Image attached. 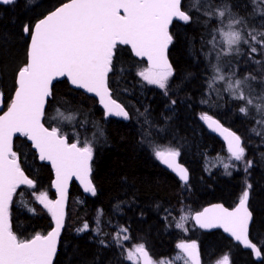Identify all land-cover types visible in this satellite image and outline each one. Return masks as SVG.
<instances>
[{"label":"trees","instance_id":"1","mask_svg":"<svg viewBox=\"0 0 264 264\" xmlns=\"http://www.w3.org/2000/svg\"><path fill=\"white\" fill-rule=\"evenodd\" d=\"M65 1L68 0L0 3V88L5 95L1 112L12 100L17 70L27 63L30 33H25L23 27L28 25L31 31L40 18ZM188 1L182 3L185 11ZM211 3L219 6L221 0ZM228 3L240 16L253 13L250 0ZM206 10L205 0H201L199 12L189 11L192 23L174 21L171 25L174 41L169 57L174 75L167 96L138 75L146 62L134 57L127 45L117 46L109 86L112 95L129 111V120L107 117L95 97L73 88L66 79L53 85L44 123L57 128L69 141H79L82 147L85 140L92 144L91 177L96 187V194L92 195L75 181L71 184L66 223L54 264H137L125 259L127 242H144L153 257L171 258L179 251L177 243L181 240L195 242L203 264H216L224 255H228L230 264H264V125L256 123L264 117L251 107L247 116L242 115L238 109L245 106L244 102L232 99L222 88L219 97L209 95L206 78L211 72L203 53L209 51L206 41L217 21L211 19L205 24L206 17L201 13ZM188 73L191 77L184 79ZM171 99L177 103L169 107ZM202 99H207L208 104H202ZM136 109L145 115L140 116ZM57 110L63 115H58ZM204 113L218 118L243 139L244 159L231 173L222 167L207 171L206 157L227 149L201 120ZM98 129L103 130V137ZM158 145L179 149L180 161L189 170L188 183H182L155 157ZM14 150L21 156V167L35 181L34 186L16 189L10 207L12 231L19 239H29L37 233L46 234L53 227L51 213L36 196L47 191L55 197L54 172L49 164L39 160L25 136L15 138ZM248 161L251 166L245 170ZM246 190L254 214L250 236L260 247L262 260H255L249 250L221 230L202 231L192 217L185 227H177L182 217L209 203L222 202L233 207ZM21 193L26 204L19 203ZM84 223H88V230L77 232ZM124 228L130 236L128 240L122 239L124 233L120 230ZM117 232L121 235L119 242L113 239Z\"/></svg>","mask_w":264,"mask_h":264},{"label":"snow or ice","instance_id":"2","mask_svg":"<svg viewBox=\"0 0 264 264\" xmlns=\"http://www.w3.org/2000/svg\"><path fill=\"white\" fill-rule=\"evenodd\" d=\"M14 2L15 0H0V3L6 5ZM250 2L254 9L249 18H262L261 28H264V9L259 7L264 4V0ZM181 5L182 0H69L35 23L34 30L30 31L28 25L23 27L25 33H30L28 62L17 70L15 98L11 100L8 110L0 116V264H53L63 227V193L67 180L76 175L84 184L86 192L96 194V187L89 178L92 171V144L87 140L83 147L78 146L79 141L70 144L57 128L49 131L41 123L45 103L52 96V81L56 77L68 76L72 85L99 96L106 116L131 119L124 106L111 98L108 88V74L112 71L117 45H131L136 56L147 57L149 66L138 75L147 84L157 86L167 96L169 81L174 75L167 56L168 47L174 41L169 26L174 18L185 24L192 23V17L188 13L193 9L199 12L201 0H189L186 4L188 11L182 10ZM205 6L207 10L201 13L206 17L204 23L207 24L211 19L217 21V27L210 29V39L206 41L209 51L203 53L211 72L206 78L209 95L219 97L222 88L232 99L244 102L245 106L238 109L242 115L247 116L251 107L257 115L264 117V61L252 60L253 54L258 53V46L259 54L264 55V30L249 27L248 19L234 12L228 0H221L219 6H214L211 0H205ZM242 45L247 48L246 53L242 52ZM244 55L259 66V78L252 73H246L243 78L237 76L238 68L232 64L231 58ZM226 62L228 72L224 71ZM191 75L186 74L184 79ZM253 82L260 84V92L257 93L252 87ZM2 98L3 93L0 92V100ZM176 103V100L171 99L168 106ZM201 103L208 104V100L202 99ZM57 111L58 115H63ZM135 111L140 116L145 115L139 109ZM200 118L210 130L225 134L232 158L236 161L244 159L245 148L242 147L239 135L223 128L218 120L207 113L201 114ZM256 123L264 125V119ZM98 131L103 137V130ZM16 133H21L34 142L40 159L52 162L57 175L56 187L61 191V199L56 201L48 200L45 193L37 198L55 218V228L46 235L37 233L29 239L17 237L12 231L9 217V205L16 189L21 185H34V181L21 168V156L13 151L12 138ZM154 155L176 173L182 182L187 183L188 169L177 162L180 156L178 148L157 149ZM250 166L251 161H248L245 170ZM224 167L227 169L229 165L225 164ZM247 187L250 188L251 185ZM20 195L19 203L26 204L22 199L23 193ZM248 199L249 192L244 191L239 207L234 211L216 206L218 212L209 215L213 210L206 209L204 213L197 214L196 221L205 228L222 225L237 241H241L246 248L253 249L254 254L260 257V249L248 236L252 219V213L246 207ZM177 227L182 228L183 223H178ZM88 228V223H84L77 232H84ZM120 232L124 233L123 240L130 239L126 228ZM120 232L113 237L117 242L121 241ZM100 243L103 245L104 241L101 240ZM178 247L186 253L183 257L184 264H200L195 242L180 243ZM134 256H143L144 264H152L143 244L135 246L134 251H128L125 259L133 260ZM219 264H230L229 257L224 256Z\"/></svg>","mask_w":264,"mask_h":264},{"label":"water","instance_id":"3","mask_svg":"<svg viewBox=\"0 0 264 264\" xmlns=\"http://www.w3.org/2000/svg\"><path fill=\"white\" fill-rule=\"evenodd\" d=\"M65 2H69V0H68V1H65ZM65 2H63V3H65ZM63 3H61V4L58 5L57 7L61 6ZM182 3H183V0H182ZM181 7H182V5H181ZM54 9H55V8H54ZM54 9H53V10H54ZM182 10H184L183 7H182ZM51 11H52V10H51ZM51 11H50V12H51ZM50 12H48V13H50ZM48 13H47V14H48ZM47 14H46V15H47ZM121 15H123V10H121ZM43 17H44V16H43ZM43 17H42V18H43ZM42 18H40V19H42ZM40 19H39V20H40ZM39 20H38V21H39ZM38 21H37V22H38ZM174 21H179V20L176 19V18H174V19H173V22H174ZM37 22H36V23H37ZM179 22H181V21H179ZM34 25H35V24H34ZM171 25H172V24H171ZM171 25L169 26V31H170V29H171ZM32 30H34V26H33ZM170 33H171V31H170ZM118 45H123V44H119V43H118ZM118 45H117V46H118ZM171 45H172V44H170L169 47H168L167 56H168V60H169V62H170L171 65H172L171 59H170V57H169V49H170ZM127 46L131 49L132 54H133L136 58H138V59H144V60L146 61L147 65L149 66L148 61H147V57H138V56H136L135 51L131 48V45H127ZM29 48H30V41H29L28 50H29ZM27 62H28V57H27ZM16 79H17V76H16ZM64 79H66V80L69 82V84H70L73 88L80 89V90H82L83 92H85L86 94L95 97V98L98 100L99 105L103 108L104 112L106 113V110L104 109V106L100 103V98H99V96H97L95 93H90V92H88L86 89L79 88V87H77V86H75V85H72V84H71V80H70V78H69L68 76L56 77V78L52 81V84H51V91H52V89H53V85L55 84V82H57V81H59V80H64ZM16 87H17V84H16ZM108 88H109L110 91H111V98H112L113 100H116L117 103H119V104H121V105L124 106V104H123L122 102H120L119 100H117V99L112 95V90H111V88H110V86H109V74H108ZM15 89H16V88H15ZM14 98H15V90H14V92H13L12 99H14ZM49 98H50V97H49ZM49 98L47 99V101H46V103H45V109H46V107H47V103H48ZM10 103H11V102H10ZM1 105H2V100H0V116H2V115L8 110V107L10 106V104L8 105V107H7L3 112H1V109H2V106H1ZM124 108L127 110V108H126L125 106H124ZM127 111H128V110H127ZM128 112H129V111H128ZM44 114H45V110H44ZM208 115H210V114H208ZM210 116H212V115H210ZM107 117H113V118H117V119H119V120H124L123 118H121V117H116V116H114V115H113V116H107ZM212 117H213L215 120H218V121L220 122V124L223 126V128L228 129V130L231 131V132H235L232 128H230V127H228L227 125H225V124H224L221 120H219L218 118H216V117H214V116H212ZM41 123L44 125L45 128H48L49 131H51L52 128L48 127V126L44 123V116L41 118ZM204 124H205L206 127H207V124H206L205 121H204ZM207 129H208L211 133H213V134L217 135L218 137H220L221 140L225 143V145H226V147H227V149H228L227 140L224 138V135H225V134H221V133H219V132L212 131V130H210L208 127H207ZM235 133H236L237 135H239L237 132H235ZM21 135H23V134H21V133H16V134L13 136V138H12L13 151H15V150H14V141H15V138H16L17 136H21ZM63 136H65V137L67 138L68 143H70V144H71V143H74V142H70V141H69V138H68L66 135H63ZM26 139L28 140V142L31 143L32 148H33V150L36 152V154L38 155L39 160H40L41 162H46V163L49 164V165L51 166V168L53 169V172H54V178H53V181H52V189H53V191L55 192V198H54V201L61 199V191L56 187V184H57V175H56V169H55V167L53 166V164H52L51 161L40 159L39 150L36 149V148L34 147V142L31 141V140H29L27 137H26ZM241 141H242V139H241ZM78 146H79V145H78ZM79 147H81V146H79ZM228 151H229V150H228ZM177 162H178L179 164L183 165L185 168H187V166H186L184 163H182V162L180 161V158H179V157H178V161H177ZM160 163H161L165 168H167L170 172H172L174 175H176L177 178L179 179V177H178V175H177L176 173H174L172 170H170V169H169L167 166H165L161 161H160ZM90 164H91V169H92V161L90 162ZM21 168H22V167H21ZM22 169H23V168H22ZM187 169H188V168H187ZM23 170H24V169H23ZM24 172H25V175L28 176V174L26 173L25 170H24ZM91 175H92V171H91V174H90V177H89V178L91 179V181H92V177H91ZM188 175H189V170H188ZM28 178L31 179V180H33V179H32L31 177H29V176H28ZM179 180H180V179H179ZM33 181H34V180H33ZM74 181H75V182H76V183L82 188V190H83L85 193H88V192H86V191L84 190V184L81 182V179H80L78 176L73 175V176H71V177L67 180L66 186H65V188H64V193H63V198H64V219H63V227L61 228V232H60V237H59V241H58V245H57V252H58V247H59V244H60L61 236H62V233H63V231H64V227H65V223H66V216H67V210H68V199H69L70 187H71V184H72ZM180 181H181V180H180ZM188 181H189V179H188ZM188 181H187V183H188ZM92 182H93V181H92ZM181 182H182V181H181ZM182 183H184V182H182ZM34 185H35V181H34ZM34 185H33V186H34ZM21 186H27V185H21ZM246 191L249 192V190H246ZM15 192H16V191H15ZM15 192L13 193V198H14V194H15ZM13 198H12V201H13ZM249 199H250V195H249ZM249 199H248V201H247L246 207L248 208V211L252 213V219H251V221H250V223H249V233H248V236H249V240H250L253 244H255V245L257 246V248L260 249V247H259V246H258V245H257L252 239H251V236H250V228H251V225H252L253 220H254V214H253L252 209H251L250 206H249ZM11 203H12V202H11ZM239 203H240V200H239V201L237 202V204H236L235 206H233V207H228V206H226V205H225L224 203H222V202H212V203H209V204H207L206 206H204L202 209H200V210L194 212V214L192 215V219H193L194 223L196 224V226L199 227L200 229H202L203 231L209 232V231H214V230H218V229L221 230V231H222V232H223L228 238L232 239L235 243H238L243 249L251 251L252 256H253V258H254L255 260L260 261V260H262V258H263V255H262V251H261V249H260L261 256H260V257H257V256L254 254V250H253V249H251V248H246V247L243 245V243H242L241 241H237V240L235 239V237L232 236V234H231L230 232L226 231L225 228H224L222 225L217 224L215 227L205 228V227H201L200 223H198V222L196 221V216H197V214L204 213V211H205L206 209H211V210H213V212H210L209 215H213L214 213L218 212V209H217L216 206H222L223 208H225V209H227L228 211L231 212V211H234L237 207H239ZM10 206H11V204L9 205V209H10ZM51 216H52V215H51ZM9 217H10V214H9ZM52 221H53V227H52L48 232L52 231V230L55 228V218H54V217H52ZM10 222H11V218H10ZM11 226H12V224H11ZM48 232H47V233H48ZM47 233H46V234H47ZM46 234H42V235H46ZM190 244H191V243H190ZM145 249H146V251L148 252V255H149V257L151 258V262H152V264H153L152 255H151L149 249L146 248V247H145ZM198 254H199L200 264H203V263H202V260H201V255H200L199 250H198ZM56 256H57V254H56ZM56 256L53 258V264H54V262H55ZM139 258H140V264H144V257H143V256H139Z\"/></svg>","mask_w":264,"mask_h":264},{"label":"rangeland","instance_id":"4","mask_svg":"<svg viewBox=\"0 0 264 264\" xmlns=\"http://www.w3.org/2000/svg\"><path fill=\"white\" fill-rule=\"evenodd\" d=\"M259 7L264 9V4H260ZM253 9H254V5H253ZM186 11H188V10H186ZM188 14L190 15V12ZM245 18L248 19V26L249 27H255L257 30H264V28H261V20H262V18L257 17L256 19H252V18H249V14ZM258 48H259V46H258ZM241 50L244 53H246L248 51L247 48L244 47L243 45L241 46ZM245 60H247L248 63H249V66H253L254 69H255V66L258 67V65H255L254 63H252V61H250L247 58L246 55H244V56H233L231 58V62H232L233 65H235L236 68H238L237 76L239 78H243V76L246 73H249V71H250V70L247 69V67L243 66V65H245ZM252 60H257V59L252 57ZM263 61H264V58H263ZM147 67L148 66H146L144 69H146ZM241 67H243L242 70H244V72H242ZM224 71L225 72L229 71V68L227 67V62H226V66L224 68ZM255 72L257 74H255ZM255 72L252 73V74L256 75L259 78V75H258L259 72H257V71H255ZM15 84H16V80H15ZM252 87L255 89V91L257 93L260 92V90H261L260 84L256 83V82H253ZM0 92L3 93V98L5 99V95H4L3 89L0 88ZM3 98H2V100H3ZM165 148H169V147L168 146H164V145H158L155 148V150H157V149L164 150ZM155 150H154V152H155ZM238 162H242V160L241 161H236L234 158L231 157V154L227 150V152L226 151H221V152H219L216 155H208L206 157V160H205V165H206V168H207L208 172L212 171L214 168H217V167L221 168L222 167L224 169V171H227V172L231 173L232 171H234V170H236L238 168L237 167L238 166ZM225 164L229 165V167L227 169H225V167H224ZM42 193H45L47 195V199L48 200L54 201L55 197L52 198L51 195H49V193L47 191H41V193H39L36 197L38 198ZM185 217H186V219H182V221H181V223H183V227H185V225H187L190 222V217H192V214H190V216L188 215V216H185ZM190 241H192V240H181L177 244L179 245L180 243H185V242H190ZM126 244H127V247H128L126 249V253L128 251H134L135 246H138L140 244H143L144 246H146L144 244V242H136V243L127 242ZM185 256H186V253H184L183 250L181 248H179V251L171 258H163V257L155 258V257H153V264H184L183 257H185ZM224 256H228V255H224ZM223 257L219 258L216 261V264H219V262L222 261ZM133 260H134V262H136L138 264L139 263V256H134Z\"/></svg>","mask_w":264,"mask_h":264},{"label":"flooded vegetation","instance_id":"5","mask_svg":"<svg viewBox=\"0 0 264 264\" xmlns=\"http://www.w3.org/2000/svg\"><path fill=\"white\" fill-rule=\"evenodd\" d=\"M182 23H184V22H182ZM260 53V48H258V53L257 54H254L252 57L253 58H255V59H257V60H261V61H263V58H264V55H261V54H259ZM243 66H245V67H247V69L248 70H250L249 71V73H254V69H252L253 68V66L251 67V66H249V63H248V61L247 60H245V65H243ZM259 67V66H258ZM256 68H257V66H256ZM255 68V69H256ZM243 69V67H241V70ZM257 71V70H256ZM242 72H244V70H242ZM258 72V71H257ZM242 147H244V145L242 146ZM106 243H114V242H106ZM113 246V245H112ZM109 252H113V253H115V250L114 249H111V248H109Z\"/></svg>","mask_w":264,"mask_h":264},{"label":"bare ground","instance_id":"6","mask_svg":"<svg viewBox=\"0 0 264 264\" xmlns=\"http://www.w3.org/2000/svg\"><path fill=\"white\" fill-rule=\"evenodd\" d=\"M134 57H135V56H134ZM251 65H252V64H251ZM251 67H252V66H251ZM255 68H256V66H255ZM257 68H258V67H257ZM257 68L254 69V67H253L252 69H254V70L256 71ZM255 71H254V72H255ZM255 74H257V73L255 72ZM258 75H259V74H258ZM227 102H228V100H227ZM227 102H226V103H227ZM227 107H228V106H227ZM221 108H222V107H221ZM215 109H216V108H215ZM232 109H233V108H232ZM224 110H226V109H224ZM224 110H223V111H224ZM220 111H222V110H220ZM229 111H230V109H229ZM224 113H225V112H224ZM230 114H231V111H230ZM231 115H232V114H231ZM227 117H228V115H226V119H227ZM223 119H225L224 116H223ZM250 120H251V119H250ZM239 121H240V119H239ZM251 121H252V120H251ZM227 122H229V120H227ZM231 122H234V123H235V121H231ZM243 122H244V121H243ZM243 122H242V123H243ZM245 122H246V121H245ZM245 122H244V123H245ZM238 125H239V124H238ZM246 125H247V123H246ZM250 125H252V124H250ZM247 127H248V126H247Z\"/></svg>","mask_w":264,"mask_h":264}]
</instances>
